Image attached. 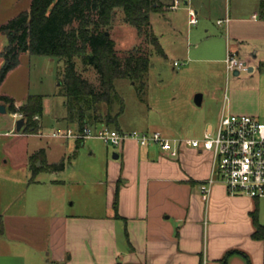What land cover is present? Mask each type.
Masks as SVG:
<instances>
[{"label":"crops","instance_id":"crops-1","mask_svg":"<svg viewBox=\"0 0 264 264\" xmlns=\"http://www.w3.org/2000/svg\"><path fill=\"white\" fill-rule=\"evenodd\" d=\"M262 1L228 0L217 18L222 20L216 24L222 26L224 35L210 60L225 65L226 55L234 52L246 63L248 74L240 78V72L232 71L233 84L228 90L225 86L223 95L217 97L212 93L207 106L197 112L198 135L185 138L201 137L224 113L264 120V81L253 76L264 67ZM208 47L214 51L213 43ZM196 95L187 98L190 108L202 106L205 100L200 94L196 104ZM12 115L20 118L18 113ZM40 129L21 136H39ZM55 132L64 130L51 132L57 137ZM74 139L72 152L65 155L62 151L56 158L49 157L47 145L26 148L22 158L12 162L11 175L0 176V264H223L230 250L225 264H264V239L252 238L250 215L256 207L258 221L264 224V196L230 194L222 183L215 182L203 197L199 185L211 176L214 166L209 151L181 144L177 156L170 157L158 146L141 145L134 138L119 147L111 146L112 153L109 156L106 151L102 174L95 180L105 186L100 207L91 195L92 188L84 197L66 187L62 173L84 141L76 146ZM40 149L46 163L65 158V167L32 175L29 157ZM113 153L118 156L112 157ZM40 164L38 159L35 165Z\"/></svg>","mask_w":264,"mask_h":264},{"label":"rangeland","instance_id":"rangeland-1","mask_svg":"<svg viewBox=\"0 0 264 264\" xmlns=\"http://www.w3.org/2000/svg\"><path fill=\"white\" fill-rule=\"evenodd\" d=\"M160 2L162 6L159 11L150 12V23L165 56L151 52L143 91L138 89L139 82L127 78L115 80L111 111L116 113L121 109L118 122L123 130H158L165 136L177 138L197 136L200 132L199 118L195 119L197 112L207 106L212 93L216 97L222 96L224 87L227 86L228 90V86L233 84L232 71L227 74L224 63L219 65L210 60L218 52L220 37L224 35L222 26L216 24V20L222 16L228 0ZM29 4L30 0H0V27L22 11L27 12ZM172 5L176 6L173 8ZM189 9L197 11L195 24L189 23ZM108 34L114 40L115 49L120 56L138 46L151 49V44L124 21L120 9H116ZM7 43V35L0 31V68L3 64L1 52ZM210 43H213L214 51L209 49ZM18 59V64L10 69L0 82V94L13 97L16 103L23 102L28 94H41V135L21 136L23 132L15 130L17 119L12 113L0 111L1 177L11 175L12 162L19 161L26 148L39 144L45 147L47 145L49 157L56 158L62 151L69 155L75 145L72 136L63 138L51 134L57 129L64 132L71 129L73 133L77 131L76 121L70 118L73 111L68 113L66 98L58 92L59 73L63 69V62L56 57L28 52L20 53ZM174 61L178 64L174 65ZM76 66L83 77L98 86L97 73L93 68H83L79 60ZM247 74L248 72L241 71L239 77H245ZM257 75L263 82L264 67L253 74L254 77ZM214 86L218 89L213 90ZM195 94H204L205 100L202 106L190 108L187 98ZM101 111L105 113V108ZM38 121L40 122V117ZM99 127L98 125L92 129ZM112 148L95 135L85 137L74 161L72 160L62 173V176L67 178L68 191L74 190L77 194L81 192L85 197L92 188V197L97 199L98 206L103 207L105 186L95 180L98 174H102L106 151L110 156ZM90 150H93L92 153H89Z\"/></svg>","mask_w":264,"mask_h":264},{"label":"trees","instance_id":"trees-1","mask_svg":"<svg viewBox=\"0 0 264 264\" xmlns=\"http://www.w3.org/2000/svg\"><path fill=\"white\" fill-rule=\"evenodd\" d=\"M161 6L160 0H30L27 12L22 11L0 27L8 37L1 52L0 82L18 64L22 52L56 57L63 62L58 92L66 98L68 113L73 111L70 118L76 121L77 130L82 132L91 125H107L120 130L118 115L121 109L116 113L111 111L114 82L127 78L139 82L138 89L143 91L151 52L165 56L150 23V12L159 11ZM260 8L264 16V1ZM116 9H120L124 21L151 44L150 50L138 46L121 56L117 53L114 40L108 34ZM77 60L83 68L91 67L96 71L98 86L82 76L76 66ZM42 99L41 94H28L24 102L16 106L12 97L0 94V103H4L8 111L23 117L21 131L26 133H35L41 127L38 118L42 116ZM83 139L76 138V146ZM44 154L40 149L30 155L32 175L39 170L52 172L65 167V158L46 163ZM38 159L41 164L36 166ZM113 207L116 209V195ZM250 215L254 225L252 238L264 239V224L258 221L256 207ZM232 252L226 253L223 264Z\"/></svg>","mask_w":264,"mask_h":264},{"label":"built area","instance_id":"built-area-1","mask_svg":"<svg viewBox=\"0 0 264 264\" xmlns=\"http://www.w3.org/2000/svg\"><path fill=\"white\" fill-rule=\"evenodd\" d=\"M196 22V13L189 10V23ZM221 22V19L217 20L218 24ZM224 62L228 71L241 72L247 69L246 63L234 52H229ZM177 64L174 61V65ZM53 135L73 138L95 135L113 147H119L126 139L134 138L141 145L152 143L158 146L170 157L177 156L181 144L206 150L213 155L214 166L211 176L199 185L203 197L207 196L210 185L215 182L222 183L230 194L242 193L252 198L264 196V120L252 115L224 113L201 137L180 140H173L157 130L122 131L105 125L94 130L85 127L82 132L75 133L67 129Z\"/></svg>","mask_w":264,"mask_h":264},{"label":"water","instance_id":"water-1","mask_svg":"<svg viewBox=\"0 0 264 264\" xmlns=\"http://www.w3.org/2000/svg\"><path fill=\"white\" fill-rule=\"evenodd\" d=\"M234 74H238V71H234L233 72ZM200 94H197L196 96H195V98H194V101H195V103L196 104H199L200 103ZM5 106H4V104L3 103H0V111L1 112H5ZM23 123H24V119H23V117H20V118H18L17 120H16V125H15V129L17 130V131H19L20 129H21V127H22V125H23ZM118 155L116 154V153H113L112 154V157H114V158H116Z\"/></svg>","mask_w":264,"mask_h":264}]
</instances>
